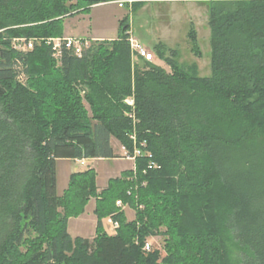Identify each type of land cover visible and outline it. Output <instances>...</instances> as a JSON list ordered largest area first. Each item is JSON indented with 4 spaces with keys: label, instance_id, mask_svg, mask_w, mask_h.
Segmentation results:
<instances>
[{
    "label": "trees",
    "instance_id": "16d2710c",
    "mask_svg": "<svg viewBox=\"0 0 264 264\" xmlns=\"http://www.w3.org/2000/svg\"><path fill=\"white\" fill-rule=\"evenodd\" d=\"M115 1L0 0V264H264V0H124L132 14L147 3L201 7L208 76L147 32L137 39L167 69L132 54L128 17L80 57L11 49L15 38L61 37L64 19ZM186 24L188 53L201 58ZM111 139L128 155L140 149L135 170L100 192L93 169L72 173L59 195L56 162L114 159ZM145 153L160 169H147ZM91 198L94 238H72L68 220ZM155 235L164 257L142 249Z\"/></svg>",
    "mask_w": 264,
    "mask_h": 264
},
{
    "label": "rangeland",
    "instance_id": "374dc122",
    "mask_svg": "<svg viewBox=\"0 0 264 264\" xmlns=\"http://www.w3.org/2000/svg\"><path fill=\"white\" fill-rule=\"evenodd\" d=\"M76 0H71V3H75ZM122 2L123 7H119L118 4L114 2L99 4L91 7L87 13H78L74 14L72 17H68L63 21V35L61 37H49V38H36V44H44V41L48 39H60V38H72L77 40H85L88 42L89 46L91 43L96 41L103 40H114L118 36V26L119 22L125 17L129 19L130 32L132 36L137 39V31H142L141 33L147 32L149 34V40L147 43L151 44L157 42L156 40L161 39L167 42V44L172 48H177L180 51L181 57L180 60L186 63L196 62L199 67L200 76H208L210 74L209 68V31L207 23L205 25V16L203 9L198 5H195L194 2H159V3H147L141 10L137 13L132 14L130 7H125V4L130 5L131 1H118ZM188 21H192L194 28L197 31L198 35V44L201 50V58H197L188 53V40L186 37L187 33V24ZM136 23L137 25H134ZM205 25V26H204ZM140 28V29H139ZM139 40V39H137ZM145 49L150 53L148 46L142 44ZM46 46V45H45ZM48 47V46H46ZM34 48V47H33ZM33 50V49H32ZM31 50V51H32ZM58 59L56 57H53ZM154 63L158 66L167 69L166 65L156 60L154 57L152 59ZM19 69V68H18ZM22 75L21 79L18 81L25 83L26 76L21 69ZM26 84V83H25ZM111 145L113 148L114 159H124L131 165L126 171L135 170V161L132 162L126 158V152L121 148L119 142L114 139H111ZM86 163V162H85ZM88 163H91L88 161ZM131 163V164H130ZM125 164L122 162L105 160L99 162L97 167L93 164H85L84 167L78 163L68 160H60L56 162V174H57V193L62 195L68 187V174L69 172H76L75 170L81 169H90L91 166H94L96 169V177L98 178V185L101 186L104 184L105 188L108 185L109 180L119 178L120 172L118 170L120 167ZM105 168L109 170L110 177L101 176L104 172L106 173ZM80 170V169H79ZM125 171V170H124ZM123 171V172H124ZM106 184V185H105ZM103 188V189H105ZM101 191V190H100ZM98 191V192H100ZM95 199V198H91ZM118 202V201H117ZM116 202V203H117ZM92 201L86 204L83 215H85L84 222L78 220L77 218H72V222L69 224V227L79 230L77 234H82V236H87L89 232L92 231L91 225L87 217L92 216L91 206ZM123 213L125 214L127 221H134L136 217V212L134 209L129 208L127 205H124ZM93 207V206H92ZM119 210V208H118ZM120 211V210H119ZM94 212V211H93ZM81 214V215H82ZM80 215V216H81ZM93 217L96 216L93 214ZM87 220V222H86ZM71 225V226H70ZM103 229L106 233L113 235L115 231L112 227L106 223V218L102 220ZM83 230V231H80ZM69 233L74 236V233L69 231ZM145 241L149 242L151 245V251L157 250L161 257L165 256L164 238L160 235H155L147 238ZM232 247L231 252L234 260H237V250Z\"/></svg>",
    "mask_w": 264,
    "mask_h": 264
},
{
    "label": "built area",
    "instance_id": "2783aa9c",
    "mask_svg": "<svg viewBox=\"0 0 264 264\" xmlns=\"http://www.w3.org/2000/svg\"><path fill=\"white\" fill-rule=\"evenodd\" d=\"M122 7V6H119ZM128 39L127 42L129 44L130 50L132 54H135L136 56H139L141 58H144L147 61H152L153 55L150 53L147 49L143 47V45L139 42V40L135 39L131 32L128 31ZM36 39H26V38H15L11 40V49L18 53H27L31 51L36 44ZM44 44L48 46L50 49L53 57L59 58L61 55V52L63 50L72 52L75 56L80 57L85 49L89 47V44L85 40H77L72 38H60V39H48L44 41ZM22 71L20 69V72L18 74V80L21 79ZM126 103L130 106H133V100L128 99L126 100ZM133 119V116H131ZM134 140V136L130 137ZM144 146V144H142ZM124 150V148H122ZM125 151V150H124ZM141 151L140 149L135 148L132 155H126V158L132 162L136 160V158L141 157ZM145 156L150 159L147 164V169H160V166L156 164L154 161H152V156L150 153H145ZM76 162H79L81 165H84V159L82 160H75ZM117 208L119 210H123L125 207L121 201H118L116 203ZM106 223L109 224L112 229L116 232L119 228V223L113 219V215H110L106 218ZM151 245L149 242H145L143 245V251L149 252L151 250Z\"/></svg>",
    "mask_w": 264,
    "mask_h": 264
},
{
    "label": "crops",
    "instance_id": "0c3cea01",
    "mask_svg": "<svg viewBox=\"0 0 264 264\" xmlns=\"http://www.w3.org/2000/svg\"><path fill=\"white\" fill-rule=\"evenodd\" d=\"M68 161H70V160H68ZM88 161L89 162H93V164L95 165V167H97V165H98V163L99 162H102V161H105V160H102V159H99V160H96V159H84V165L85 164H91V163H88ZM111 161H117V162H122V163H124L125 165L124 166H122V167H120V169L118 170V172H120V174L125 170H127L131 165H129V163H125V162H128V161H126V160H124V159H121V160H117V159H111ZM73 162H75V163H78V164H80L79 162H76V161H73ZM86 162V163H85ZM81 165V164H80ZM84 165H81V166H83L84 167ZM94 166H91L90 167V169H96ZM80 169V170H79ZM78 170H75L76 172H83V171H85V170H87V169H81V168H79ZM104 171H106V173H102L101 174V176H103V177H110L109 175H111V174H109V170L107 169V168H105V170ZM76 172H72V173H76ZM72 173H70L69 172V174H68V177L72 174ZM95 173H97L96 171H95ZM119 174V175H120ZM98 177V176H97ZM96 177V187H97V191H100V190H103V188H105V186H104V184L103 185H101V186H99L98 185V178ZM107 179H109V178H107ZM106 185V184H105ZM92 201V206H91V214H92V216H90V217H87V219L89 220V224L91 225V228H92V231L91 232H89L88 234H87V236H82V234H77L78 232H79V230L77 229V228H75V226L73 225V228H72V230H71V228L69 227V224L72 222V218H70L69 220H68V224H67V232H68V234L72 237V238H75V237H79V238H83V239H88V240H92L93 238H94V235H95V227H96V224H97V220H96V217L94 218L93 217V211H94V208H95V199H90L89 200V202H91ZM85 217V215H81V216H79L78 218V220H82L81 222H82V224H83V222H84V218ZM86 218V217H85ZM86 222H87V220H86ZM71 226V225H70ZM69 231L71 232H73L74 233V236H73V234L71 235L70 233H69ZM80 231H83V230H80Z\"/></svg>",
    "mask_w": 264,
    "mask_h": 264
},
{
    "label": "bare ground",
    "instance_id": "6f19581e",
    "mask_svg": "<svg viewBox=\"0 0 264 264\" xmlns=\"http://www.w3.org/2000/svg\"><path fill=\"white\" fill-rule=\"evenodd\" d=\"M114 3H116V4H118V6H124L123 4H122V2H118V1H115Z\"/></svg>",
    "mask_w": 264,
    "mask_h": 264
}]
</instances>
